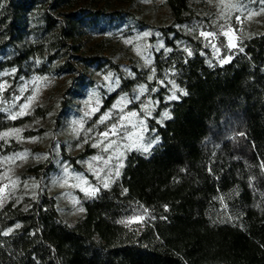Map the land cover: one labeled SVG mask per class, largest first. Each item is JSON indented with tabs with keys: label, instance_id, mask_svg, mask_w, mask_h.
Masks as SVG:
<instances>
[{
	"label": "trees",
	"instance_id": "1",
	"mask_svg": "<svg viewBox=\"0 0 264 264\" xmlns=\"http://www.w3.org/2000/svg\"><path fill=\"white\" fill-rule=\"evenodd\" d=\"M165 4L171 20L153 24L115 0H0V82L10 72L8 95L34 75L74 74L55 116L60 121L87 85V70L117 77L78 138L83 149L47 151L21 174L35 186L0 207V264H264V33L235 48L220 36L221 53L230 57L222 64L200 35L214 28L211 0ZM124 25L127 32L149 30L152 44L163 42L152 47L150 65H133L130 74L105 53L107 39L88 45ZM160 80L177 85L179 96L170 99ZM142 86L147 91L138 96ZM121 95L130 99L125 111L152 102L146 123L155 143L127 150L109 187L94 196L78 192L84 210L70 223L50 179L62 162L91 176L83 162L96 152L94 130L114 119L97 129L94 121ZM50 111L37 106L12 119L0 108V158L22 148L4 131ZM134 216L143 220L130 223Z\"/></svg>",
	"mask_w": 264,
	"mask_h": 264
},
{
	"label": "rangeland",
	"instance_id": "2",
	"mask_svg": "<svg viewBox=\"0 0 264 264\" xmlns=\"http://www.w3.org/2000/svg\"><path fill=\"white\" fill-rule=\"evenodd\" d=\"M117 4L133 11L138 17L153 23L163 24L171 20V11L165 0H115ZM209 15L212 17L213 29L201 32H211L215 35L209 38L203 37L207 46L211 49L217 61L228 58L221 53L219 37L224 36L227 45L229 41L236 46L240 39L249 37L258 32L264 33V1L259 6L246 0H211ZM239 18V19H237ZM127 26L115 30H109L97 34L88 41V45L105 38L109 44L105 52L114 61L120 64V68L126 74L131 73L133 65H150L152 63V47L163 46L161 40L150 41V31L131 29L127 32ZM230 32V36L224 35ZM148 33V35H145ZM219 48V54L215 52L212 45ZM10 72H5V77L0 82V108L7 111L12 117L22 116L29 113L37 106L50 108V113L44 117H36L25 125L10 128L3 137L7 140L16 139L21 149L3 155L0 158L2 171L0 173V207L11 197H19L23 192L31 190L35 183L32 180L23 181L21 174L25 169L40 160L48 153L58 154L62 147L72 154H77L84 147L83 141L78 140L87 122L95 116L102 105V92L113 91L117 86V77L111 72H99L87 70V85L81 94L73 97V102L66 110L64 117L57 121L55 116L59 103L68 94V90L74 84V74L56 75H34L24 79L17 89L9 95L7 90L11 84L7 78ZM107 77V79H106ZM160 83L168 87L169 98L179 96L177 85H169L167 81ZM147 91L146 86L138 88V96ZM29 97H34L31 101ZM130 99L121 95L114 102L112 109L102 112L94 121V128L109 119L113 122L103 131L94 130L92 146L96 152L83 162L84 170L89 172L88 176L82 172L72 169L66 162L61 163L59 172L53 174L49 182V188L59 201L60 210L64 219L73 223L83 212L78 192L88 194L89 190H95L103 186L105 182L112 183L118 176L117 170H121L123 155L127 150L141 148L149 150L155 142L148 135L146 117L152 114V102L146 101L141 110L125 111ZM27 104V108L22 106ZM23 111V114H19ZM135 112L136 116H129ZM115 115H119L116 119ZM125 116L127 119L121 120ZM104 122L101 123V118ZM116 125L117 134H110L105 138L101 133L108 131ZM93 127V126H92ZM19 130V131H14ZM91 131V128L89 129ZM112 141L114 144L107 151L105 147ZM99 157L100 159H95ZM120 175V174H119ZM84 210V209H83ZM137 218H141L137 221ZM143 216H134L129 221L140 222ZM135 223V222H130Z\"/></svg>",
	"mask_w": 264,
	"mask_h": 264
},
{
	"label": "snow or ice",
	"instance_id": "3",
	"mask_svg": "<svg viewBox=\"0 0 264 264\" xmlns=\"http://www.w3.org/2000/svg\"><path fill=\"white\" fill-rule=\"evenodd\" d=\"M237 19H239V18H237ZM145 35H148V33H145ZM200 35L203 36V37H205V38L207 39V38H209V37L214 36L215 34H214V33H211V32H201ZM224 35H226V36H230L231 33H230V32H225ZM212 47L215 49V52H216L217 54H219L220 49H219V48H216L215 44H213ZM229 47H230V48H235L236 45H235L234 43H231V40H230V41H229ZM241 50H242V49H241ZM188 55L191 56L192 53L189 51V52H188ZM229 60H230V57H228V58H226V59H222L220 62H221L222 64H223V63H228ZM106 79H107V77H106ZM185 94H186V93H185ZM33 98H34V97H29L28 100L31 101ZM175 98H176L175 96L170 97V99H175ZM27 107H28V105L25 104V105L22 106V109H23V108H27ZM19 114H23V111H21V113H18V115H19ZM128 115H129V116H136L137 113L132 112V113H129ZM164 117H168V113H167V112L164 113ZM15 118H16L15 116L12 117V119H15ZM104 119H105L104 117L101 118V123L104 122ZM124 119H127V117L122 116V117H121V120H124ZM14 131H19V130H14ZM110 134H112V135H116V134H117V128H116V125H113L112 128H110L108 131H105V132L101 133V135H102L103 137H105V138H108ZM4 135L7 136L8 133H4ZM114 143H115V141H112L109 145H107V146L105 147V151H107L108 148H110V147L112 146V144H114ZM93 146H96V145H93ZM144 150L147 151V148H145ZM95 159H100V158L97 157V158H95ZM121 166H122V165H121ZM115 174H116L117 176H119V174H120V173H119V170H117ZM103 187H104V188H107V187H109V184H108L107 182H105V183L103 184ZM98 190H99V189L89 190V191H88V194L94 196V195L96 194V191H98ZM125 191H127V190H125ZM80 210L83 211V209H80ZM139 219H141V218H137V221H138ZM137 221H130V222H137ZM121 223H124V221H121Z\"/></svg>",
	"mask_w": 264,
	"mask_h": 264
}]
</instances>
